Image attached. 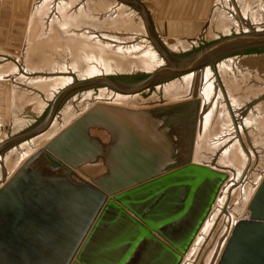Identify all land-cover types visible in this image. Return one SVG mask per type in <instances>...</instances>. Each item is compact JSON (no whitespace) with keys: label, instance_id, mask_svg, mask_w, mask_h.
Masks as SVG:
<instances>
[{"label":"water","instance_id":"water-1","mask_svg":"<svg viewBox=\"0 0 264 264\" xmlns=\"http://www.w3.org/2000/svg\"><path fill=\"white\" fill-rule=\"evenodd\" d=\"M132 1L144 11L139 0ZM165 1L171 7L165 18H189L180 0H156L155 7ZM196 11L189 18L198 20L194 31L181 22L176 31L170 22L161 35L198 37L205 9ZM255 49H264V29L230 34L187 57L159 48L166 62L140 82L104 76L76 82L64 95L102 88L140 95L175 75ZM177 107L133 110L99 103L32 155L0 188V264H182L229 175L183 160L172 133ZM95 129L112 138L105 145L108 173L99 177L81 169L105 150L91 135ZM41 160L48 173L39 168ZM248 211L235 223L217 264H264V179Z\"/></svg>","mask_w":264,"mask_h":264},{"label":"rangeland","instance_id":"rangeland-1","mask_svg":"<svg viewBox=\"0 0 264 264\" xmlns=\"http://www.w3.org/2000/svg\"><path fill=\"white\" fill-rule=\"evenodd\" d=\"M81 1L82 0H74V2L77 4H82ZM113 1L115 2V0H90L88 6L90 7L91 11H93L89 13L87 17L85 16L82 18L79 17V19L77 18L73 24H79L80 27L72 25V27L67 29L69 33L65 34L56 27L53 28V31L51 28L50 30H45L44 32V27L42 24L34 28L30 20V15L33 14L34 6L39 2V0H0V58H3L0 60V66L7 67L9 65H16L19 69V72L28 76L30 79L26 80L25 82H20L18 80L17 83H13L9 93L5 89H0V93H3V95L0 94V102L3 101L5 104L3 106L1 105L4 110L3 113L0 112V138L3 139L4 135H6V142L3 140L2 144H0V158L6 156L7 154L9 155L11 151L14 150L15 147L20 146V144L26 140L27 137L32 136L43 129L46 126V123L48 122L53 110L54 117H59L61 119L62 113L67 107H74V112L77 114L83 109L93 106V101L91 99H85V95L89 93L91 89H74L65 95L64 92H66V90H64L60 92V94H56L54 98L52 97L51 99H48L45 92L41 90L40 84V86L37 85V87L35 85H30L31 80L38 83L41 78H46L48 76L61 77V75L50 74V69L52 66L58 67V64L60 63L66 64V61L71 63L72 61L79 59L78 57L81 54H78L80 52H77L74 49L77 43H73L72 40L69 41L68 37L78 41L79 43H82L81 41L85 40V38H81V34L85 30H89L95 33L97 32L100 35L99 36L97 34V36L101 37L102 41H106L107 39L110 40L111 38V40L114 41L113 36L114 38H117L118 41H122L129 37H135V33L139 31L140 24L147 23L156 43L153 42L150 37H148L147 32H143L139 37H145L147 40H149L148 44L153 46L152 48L155 51L157 50L156 52L158 53L159 58L161 60L164 59V61L162 60L164 64L166 61L159 48L162 50L166 49L179 58L190 56L191 54L213 44L214 42L227 37V34H224L219 30V27H221L220 25L224 24L225 22L230 25L229 33L232 35L242 31L264 29V0H216L208 28H206V31L204 32L201 30L199 34L201 37H183L187 40L196 38L197 43H193L191 48L186 50H184V47H181L179 49L183 48V50L171 51L168 46L177 44L178 40L176 38L181 37H168L161 35L162 32H166V25L168 23V19L165 18L166 12L168 9H171V7H169V3L167 5L165 1L163 8H156V0H139L144 11L130 5V10L128 9V11L135 12L137 16L134 20H131L133 23L130 21L126 23V18L123 16L128 12H125L124 14L117 13L114 15L115 17L111 15V13L105 12L106 7L110 6ZM21 2H23V5L26 6L25 11L27 12L24 11V14L19 9L20 7L18 8V3L22 5ZM115 3H119V0H116ZM211 5L212 3H210L209 8ZM196 8L188 12L189 18H195L197 13ZM93 14H97V17ZM207 14L209 15V10L208 12L205 11L202 15L203 19L201 20L204 21V23H206L208 18ZM130 19L131 18H128V20ZM188 21L191 20L188 19ZM89 23L95 27L86 26V24L88 25ZM72 29L76 31L75 34ZM87 42L91 44V41ZM119 45L122 44H113L111 45V47L113 46L112 49L108 50L106 48H102L100 51L102 54L108 53L109 51L117 50V46L119 47ZM122 54L123 53L120 52L119 55L113 54V56L111 54L109 55L108 53V55H105L106 57L104 54L100 55L102 56V60L111 62L112 60L114 61V59L119 61V57L122 58ZM142 54L143 51H137L129 54L126 53L124 56L125 61L123 60V63L126 64L128 63L127 61H133V59L141 56ZM108 58L110 60H108ZM229 58H237L239 69H241L245 74L243 78L239 76V89L233 92L234 97L240 99L242 110H239L231 99V102L229 101L231 110L233 111V116L235 118L233 125L235 127L237 126L236 130L240 132L237 134V137L229 144V146H232L237 142L244 151L246 150L245 152L249 153L247 155L251 158H249L248 161V169L244 172L243 177L239 180L241 182L233 187V191L237 192L240 188H246L249 190V188L255 187L254 185H257L259 181L258 179L264 171V50L260 52L247 51L240 54L233 53L222 57L217 63ZM186 73L188 72L175 75L170 79L157 84L155 87L151 88V90L141 94L142 99L139 102L140 104L146 102L145 106H135L133 110H158L177 106L179 103L174 104L173 102L166 101V99H164V95L160 91L158 92L156 87L175 78L182 77ZM149 75L150 73L134 69L126 71L123 74H112V78L116 81H121L124 83H137L146 79ZM74 79L75 82L73 81V85L71 83V87L74 86L76 82L84 81V79L81 80L80 78ZM1 82L6 81L1 80ZM218 83L224 85L222 82ZM224 88L227 89L226 87ZM36 96H39L48 102V107L45 109L44 113L40 114L38 112V104H36L37 102H34V97ZM6 110L9 121L8 130H6V127H4L6 125L5 119L7 118L5 115ZM252 114L255 116V121L252 125L251 123L247 125L246 120ZM198 120L199 117L197 116V125L193 141H191L192 143L189 144V146H187V144H178L179 148L184 146L183 148L185 151L183 150V154L182 152L180 154L184 156L183 160L185 162H188V160L194 161L193 157L195 152L194 147L196 148L197 144ZM243 126L248 127L245 128ZM222 130V123L220 122L214 123L211 131L210 129L208 130L209 135L207 134L206 142L202 143L203 147H205L204 150L207 153L206 156L202 155V160L199 161L201 164H209L210 166H214L216 168H220L221 165H223L222 162L217 161V158H221V151L223 149L219 150L221 148L220 147L215 150L214 148L211 149L210 146L212 145L211 138L220 134ZM91 135L98 139L104 146L110 144L112 141L109 133L107 134L104 130H91ZM177 138L179 139V137ZM1 145L4 146L1 147ZM104 149L105 151L102 157L107 158L108 148L105 146ZM11 157V162L8 166L4 160L0 159V164L1 166L3 165L2 170L4 171L2 175L3 177L0 179L1 184L7 181L6 178L9 176L12 167H14V165H16L23 158L18 152L13 154ZM101 162V160H96L94 163H90L81 167V169L92 177L103 176L108 173V170L104 165H100L102 164ZM76 173L79 175V177L87 179L83 173L78 171ZM75 179L78 181L77 178ZM229 200V206L235 203L236 207H243L244 201H242L243 199L240 196L235 194L234 196L231 195ZM226 210H228V208L225 209V212ZM224 227V224H221L220 222L217 223L216 227L212 230L213 233H211L209 237V243H204L203 246H201L202 248L200 250V254H198L199 261L197 264H205L207 257L211 254V252L216 251V243ZM194 257L195 256L191 257L190 261H193L192 259H194Z\"/></svg>","mask_w":264,"mask_h":264},{"label":"bare ground","instance_id":"bare-ground-1","mask_svg":"<svg viewBox=\"0 0 264 264\" xmlns=\"http://www.w3.org/2000/svg\"><path fill=\"white\" fill-rule=\"evenodd\" d=\"M89 1L90 0H82L81 1L82 4H77L74 2V0H39V2L34 6L33 14L30 15L31 16L30 20L34 28L42 24L44 27V32L45 30L48 31L51 28L53 31V28L56 27L58 30L60 29L63 33L68 34L69 31L67 29L69 27H72V25L80 27L79 24H73L74 21L77 20V18L79 19V17L81 18L85 16L87 17V15H89V13L93 11V10L91 11L90 7L88 6ZM126 1L128 3L133 2L132 0H126ZM203 1L205 2V5L202 4L203 6H201L202 3L201 0L179 1V3H183L184 6L187 5V7L184 8V11H191L196 7L198 9L202 8V11L205 9V11L208 12L209 10V15L207 14L208 18L206 20L205 26L202 28V32L206 31V28H208V24L213 9L215 7L216 0H212V1L203 0ZM115 2L113 1L110 4V6L106 7L105 12L106 13L109 12L113 16L117 13L124 14L125 12H128L123 16L126 18L125 22L127 23L128 21H130L133 23V21L131 20H134L137 14L135 12L128 11L130 5L122 1L120 2V0L119 3L117 4ZM210 3H212V5L209 8ZM18 4H19L18 8L20 7L19 9L23 13L26 10V6L23 5V2H21L22 5H20V3ZM93 15L97 17V14H93ZM184 16L185 17L182 19L179 18L177 20L174 19L168 20V23L171 22L173 24L172 28L176 27V31L179 30L178 27L180 25L178 24L179 22H181L182 24L185 23L183 24V29L186 28L187 32L194 31L196 29L194 23L198 22V20L193 21L192 23L188 21L189 18H186V15ZM128 18L131 19L128 20ZM86 26L95 27L90 23L88 25L86 24ZM220 26L221 27H219V30L222 31L224 34H227V36H229L230 25L225 22ZM259 30H263V29H259ZM251 31H255V30H248L242 32H251ZM73 32L74 34L76 33V31L74 30ZM143 32H147L148 37H150L152 41L155 42L154 37L147 23L140 24L139 31L135 33L136 34L135 37H129L122 41L121 40L118 41L117 38H114V36H113L114 41L111 40L112 38L110 39L111 41L108 40L107 38L106 41H102L101 37H99L100 35L97 32L95 33L89 30H85L81 34L82 36L81 38H85V40H83L85 42L81 41L82 43H79L78 41H75L72 38L68 37L69 41L72 40L73 43H77L74 49L77 52H80L78 53L81 54L78 57L79 59H76L71 63L67 61L66 64L60 63L58 64V67L51 65L52 68L50 69L51 72L50 74L61 75V77L48 76L46 78H41L38 83L33 82V80H31L30 85H35L37 87V85L40 84L41 86L40 85L39 86L41 90L45 92L48 99H51L52 97L54 98L56 94L58 95L60 94V92L67 90L69 87H71V83L73 85V81L75 82L74 78H80L81 80L83 79L88 80L93 78L110 76L116 73L123 74L126 71L134 70V69L146 73H153L163 67L164 59H162L163 60L162 61L159 58L158 53L156 52L157 50L155 51L152 48L153 46L148 44L149 40H147L145 37L142 38L139 37L142 35ZM97 34L99 36H97ZM200 37L201 36H199L198 38ZM176 39L178 40L177 44L168 46L171 51L183 50V48L179 49L181 47H184L185 48L184 50H186L188 48H191L193 43H197L196 38H192L189 40H187L186 38H176ZM87 41H91V44L88 43ZM119 43L122 45H119V47L117 46L118 48V49L116 48L117 50L109 51L108 53L109 55L110 54L119 55L121 52L123 53L122 58L119 57L120 58L119 61H116L114 59V61L112 60L111 62L102 60L101 55L104 54L105 56L108 55V53L102 54L100 49L106 48L109 50L112 49L113 47V46L111 47V45L113 44L115 45ZM137 51H143V54L133 59V61H127L128 63L126 64L123 63L125 61L124 56L126 53L129 54ZM2 59L0 58V60ZM108 60L110 59L108 58ZM239 76L243 78L245 74L244 72H242L241 69H239L237 58H229V59H224L219 63H216V65L214 66H208L198 71L188 72L184 74L182 77L175 78L167 83L160 84L156 87V90L158 92L160 91L164 95V99H166V101L173 102L174 104L179 103L178 105L181 107V110L183 113H185V115L186 113L189 112H194L198 114L199 129L197 128V144H196V148L194 147L195 152L193 157L194 161L192 160L193 162L196 161L197 163L202 160V155L206 156L207 152H205L204 150L205 147H203L202 143L206 142L208 130L210 129L211 131V128L213 127L214 123L217 122L222 123V129H223L220 134H218L217 136L215 135L213 136V138H211L212 142L210 141L212 144L210 145L211 149L214 148L216 150L220 147L221 148L219 150L223 149L221 151L222 152L221 158H217V161L222 162L223 165H221L220 168L219 167L216 168L214 166L211 167L227 173L229 175V178L226 181V183L223 185L221 192L218 195V198L213 206V209L207 221H205V223L203 224L188 254L184 257L182 264L198 263L199 261L198 254H200V250L202 248L201 246H203L204 243L206 244L209 243V237L211 233H213L212 230L216 227L217 223L220 222L221 224H224L225 227L216 243V251L211 252V254L207 257L205 264L218 263L225 249L227 241L231 236L232 231L235 227V223L243 219L245 216H247L249 212L248 205L255 194V190L257 191L258 189L257 186L259 187L262 180L264 179V171H263L262 175L258 179L259 181L257 185L256 184L254 185L255 187L249 188V190L246 188H240L237 192L233 191V187L241 182L239 180L243 177L244 172L248 169L249 166L248 161L250 158L247 155L249 153L245 152L246 150L244 151L243 148L240 146V144H238L237 142L232 146H229V144L237 137V134L240 133L239 131L236 130L237 126L235 127L233 125V121L235 118L233 116V111L231 110L230 107L231 106L230 99H231L233 103L236 105V107H238L239 110H242V104L240 99L235 98L233 95V92L239 89L238 86ZM1 80L6 82H1ZM18 80L20 82H25L26 80H30V79L28 78V76L20 73L16 65H9L7 67L0 66L1 90L5 89L9 93L12 88V84L13 83L15 84V82L17 83ZM218 82H222L224 85H222L221 83L219 84ZM224 87H226L227 89H225ZM0 94L3 95V93ZM85 99L86 100L91 99L93 101L92 103L93 106L102 103V104H109V105L128 108V109H133L135 108V106H139V107L145 106L146 103L143 102L142 104H140L139 101L142 99L141 94L129 95L121 92H115L113 90L105 89V88H102L101 91L97 93L90 91L85 95ZM46 101L40 98L39 96L34 97V102H37L36 104H38L37 107H38V112L40 114L44 113L45 109H47L48 107V102ZM1 105L2 106L5 105L3 101L0 102V112L3 113L4 109L1 107ZM93 106H91L90 108L88 107L87 109L89 110ZM87 109H83L80 113L76 114V112H74V107L71 106L67 107L62 113L61 119L59 117L58 118L53 117L52 120H50L51 119L50 118L43 129H41L39 132L35 133L34 135L27 137V139L24 140L20 144V146L15 147V149L12 150L9 155L7 154L6 156L0 158L4 160L6 165L8 166L11 162L10 159L12 158L11 156L13 154H16L18 152L23 157L16 165H14V167H12L9 176H7L6 178L7 181H5L2 184L0 183V188L13 177V175L17 172V169H19L32 155L40 151L43 147H45V145L49 141H51L63 129H65L67 126H69L79 117H81L86 111H88ZM5 115L7 117L5 120H8L7 110L5 111ZM254 121H255V116L254 114H252L246 120V123L247 125H249V123H251L252 125ZM4 127H6V125ZM5 137L6 135H4L3 139L0 138L1 139L0 144H2L3 140L4 141L6 140ZM38 165L42 171L48 173L46 164L43 162V160L39 161ZM2 166L0 164V179L3 177L2 175L4 173V171L2 170L3 168ZM234 194L240 196L243 199L242 201H244V204L242 208L236 207L235 203L229 206V201H230L229 198L231 197V195L234 196ZM226 208H228V210H226L225 212ZM193 256H195L194 259H192L193 261H190V258Z\"/></svg>","mask_w":264,"mask_h":264},{"label":"flooded vegetation","instance_id":"flooded-vegetation-1","mask_svg":"<svg viewBox=\"0 0 264 264\" xmlns=\"http://www.w3.org/2000/svg\"><path fill=\"white\" fill-rule=\"evenodd\" d=\"M216 86H217V83H216ZM171 113H173L174 115L173 121H174V124L176 125L172 132L173 134H175L174 138L177 143L176 149L179 153L182 152L183 154L184 146L179 148L178 144L180 143L184 145L187 144V146H189V144L192 143L191 141H193L198 114L194 112H189V113H186L185 115V113L182 112L181 107L179 105ZM177 137H179V139ZM100 160L102 161L101 162L102 164L100 165H104L108 170L109 169V158L100 157L98 158V161Z\"/></svg>","mask_w":264,"mask_h":264},{"label":"trees","instance_id":"trees-1","mask_svg":"<svg viewBox=\"0 0 264 264\" xmlns=\"http://www.w3.org/2000/svg\"><path fill=\"white\" fill-rule=\"evenodd\" d=\"M264 49H261V50H257V49H255V50H251L252 52H260V51H263Z\"/></svg>","mask_w":264,"mask_h":264},{"label":"crops","instance_id":"crops-1","mask_svg":"<svg viewBox=\"0 0 264 264\" xmlns=\"http://www.w3.org/2000/svg\"><path fill=\"white\" fill-rule=\"evenodd\" d=\"M175 39V38H174Z\"/></svg>","mask_w":264,"mask_h":264}]
</instances>
